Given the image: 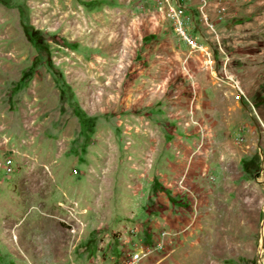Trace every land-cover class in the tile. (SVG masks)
<instances>
[{
	"label": "rangeland",
	"instance_id": "obj_1",
	"mask_svg": "<svg viewBox=\"0 0 264 264\" xmlns=\"http://www.w3.org/2000/svg\"><path fill=\"white\" fill-rule=\"evenodd\" d=\"M168 6L0 0V264H264V0Z\"/></svg>",
	"mask_w": 264,
	"mask_h": 264
},
{
	"label": "built area",
	"instance_id": "obj_2",
	"mask_svg": "<svg viewBox=\"0 0 264 264\" xmlns=\"http://www.w3.org/2000/svg\"><path fill=\"white\" fill-rule=\"evenodd\" d=\"M159 4H163L167 7L166 14L168 18L170 19L172 23V27L176 35L181 38L183 41H185L191 48H195L196 45L194 42H192L190 39H188L182 30V24L179 20L178 10L177 7L171 8L168 6L169 0H155ZM205 5V0H199V6L197 7V11L200 14V21L204 24L205 27H207L209 30H212L213 25L207 22L206 17L202 14V9ZM216 14H220V11L217 10ZM191 23V20L189 21ZM233 89L238 95H242L241 91L239 90L237 83L232 82ZM145 254L136 248L129 251L126 249H123L120 253V256L116 258V260H113L109 264H138Z\"/></svg>",
	"mask_w": 264,
	"mask_h": 264
},
{
	"label": "trees",
	"instance_id": "obj_3",
	"mask_svg": "<svg viewBox=\"0 0 264 264\" xmlns=\"http://www.w3.org/2000/svg\"><path fill=\"white\" fill-rule=\"evenodd\" d=\"M36 33L37 32L32 31L31 29H27V28H24V31H23L24 37H25L26 41L31 45V47H33L35 49H41L42 50V49H44L43 43L41 42L42 40H41V38L35 36ZM28 78H29L28 74L24 73L21 77V80L26 81V79H28ZM120 253H121V251L117 253L118 257L120 256Z\"/></svg>",
	"mask_w": 264,
	"mask_h": 264
}]
</instances>
